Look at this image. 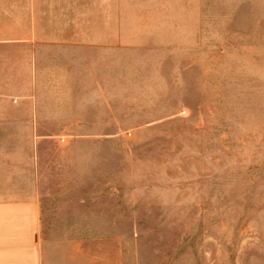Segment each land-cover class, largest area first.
Returning <instances> with one entry per match:
<instances>
[{
	"label": "rangeland",
	"instance_id": "rangeland-1",
	"mask_svg": "<svg viewBox=\"0 0 264 264\" xmlns=\"http://www.w3.org/2000/svg\"><path fill=\"white\" fill-rule=\"evenodd\" d=\"M118 2L113 122L40 162L57 208L86 201L53 237L135 264H264V0Z\"/></svg>",
	"mask_w": 264,
	"mask_h": 264
},
{
	"label": "crops",
	"instance_id": "crops-1",
	"mask_svg": "<svg viewBox=\"0 0 264 264\" xmlns=\"http://www.w3.org/2000/svg\"><path fill=\"white\" fill-rule=\"evenodd\" d=\"M120 42L118 0H0V264H135L102 238L53 237L86 201L57 208L39 182L53 140L112 124Z\"/></svg>",
	"mask_w": 264,
	"mask_h": 264
}]
</instances>
